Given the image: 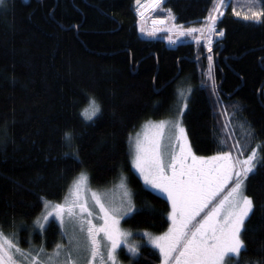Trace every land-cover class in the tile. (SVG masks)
<instances>
[{"label": "trees", "instance_id": "16d2710c", "mask_svg": "<svg viewBox=\"0 0 264 264\" xmlns=\"http://www.w3.org/2000/svg\"><path fill=\"white\" fill-rule=\"evenodd\" d=\"M144 1L6 0L0 6V223H32L42 201L61 202L85 170L96 190L127 178L136 210L122 221L125 228L165 231L169 204L132 170L128 137L142 121L167 115L179 87L191 89L183 124L197 156L219 150L218 107L229 114L238 109L229 125L234 139L242 119L254 133L249 148L264 146V22L225 8L217 21L225 34L208 52L210 79L203 44L174 36L170 46L166 34L139 33L136 11ZM212 7V0H161L154 13L165 19L171 10L175 20L166 21L167 31L172 23L200 27ZM91 98L101 111L84 122L80 112ZM68 130L72 148L63 140ZM246 194L255 205L243 234L246 248L228 264H264V167L249 176ZM54 226L43 235L54 238ZM148 250L142 251L154 252ZM151 258L156 261V252Z\"/></svg>", "mask_w": 264, "mask_h": 264}, {"label": "snow or ice", "instance_id": "6c2138e0", "mask_svg": "<svg viewBox=\"0 0 264 264\" xmlns=\"http://www.w3.org/2000/svg\"><path fill=\"white\" fill-rule=\"evenodd\" d=\"M136 3L140 5L141 0H136ZM212 3L213 7L200 27L185 29L183 25L172 23L167 31L177 36L199 33L194 38L198 43L203 38L211 53L213 35L223 37L225 34L223 30L217 31V21L224 15L221 9L231 6L230 0H212ZM152 4L159 7L161 0H152ZM257 4L260 5L258 10ZM0 6H6V0H0ZM168 11L169 16L158 23L175 20L171 10ZM233 13L241 16L235 7ZM140 15L143 17L142 13ZM242 18L264 22V0H249L248 11ZM140 30L144 31L143 28ZM149 35H155V32ZM169 41L175 43L171 36ZM207 59L211 79L212 55ZM190 92L191 89L177 90L179 106L174 119L149 121L146 128L154 132L151 135L146 132L143 138L140 134L135 137L132 166L144 184L164 194L171 205L167 214L170 221L167 231L145 235L152 248L158 250L159 264H228L229 259L239 257L246 248L243 234L255 208L253 198L246 194V181L258 166L264 167V156L260 155L264 146L249 148L254 133L242 119L237 125L241 136L233 139L236 132L229 125L231 117L238 112L233 106V113L229 114L227 109L222 113L228 120L221 129L223 135L219 140V150L211 156H197L183 124ZM100 111V105L93 98L81 115L91 121ZM165 130L169 133L168 144H162ZM74 139L71 130L64 132L63 140L67 147H73ZM65 155L79 158L75 152H66ZM88 180V174L81 171L71 181L63 202L44 200V211L33 222L34 230L42 234L49 218H54L62 230V241L67 238L66 243L58 242L49 253L43 244L33 247L29 242L30 247L25 251L18 241L0 229V264H97V261L99 264H117L116 253L122 244L133 255L139 254L138 246L128 244L131 233L120 227L121 219L135 211L127 178L123 175L119 178V187L124 189L119 204L92 190ZM86 193L91 194L92 205ZM94 207L99 208V219L103 221L100 224L93 223ZM101 234L106 241L104 244L101 243Z\"/></svg>", "mask_w": 264, "mask_h": 264}, {"label": "rangeland", "instance_id": "374dc122", "mask_svg": "<svg viewBox=\"0 0 264 264\" xmlns=\"http://www.w3.org/2000/svg\"><path fill=\"white\" fill-rule=\"evenodd\" d=\"M230 4H231V11L233 13V7H235L236 11H239L241 12V16L239 18H242L244 13H246L248 11V7H249V0H230ZM260 8V5L257 4L256 5V9L258 10ZM139 9V10H138ZM136 12H138V15H140L141 13L143 14V17H140L139 18V22H138V31L139 33L141 34H144V32H141V28L145 29V26L143 25L144 24V21L146 23H150V24H156L158 23V18L156 17V13H154V11H156L157 7H155L153 4H152V0H145L142 4V6L140 8H138ZM224 10L225 8H222L221 11H223L224 13ZM154 13V14H153ZM234 15V13H233ZM235 16V15H234ZM237 17V16H236ZM164 18V16L162 17ZM243 19V18H242ZM200 34H194L193 36H190V42H197V40L194 38V36H199ZM146 37H148V35H144ZM174 36H177V35H172L171 37H174ZM177 37H182V36H177ZM213 41L215 40V35H213L212 37ZM205 40L202 38L200 40V42L198 44H203V47L205 45ZM181 87L179 88H176V92H175V101L174 103L171 105V109H170V112L165 115V116H162L161 118L159 119H146L144 121H142L130 134H129V137H128V144H129V157H130V163H131V167H132V170L134 171V173L138 176V178L141 180V183L142 185L152 191L153 193L159 195L160 197L164 198L166 201H167V198L164 194L160 193L159 191H155L153 189H151L150 187L146 186L142 180V178L140 177L139 173L135 170V168L132 166V158H133V155H134V142H135V137L137 134H140V136L143 138L144 134L146 132H148L150 135L152 134V132H154V130H149L146 128V125L148 124L149 121H152V122H159L161 120H164V121H168V120H172L175 118L176 114H177V108H178V94H177V90L180 89ZM212 93V92H211ZM212 96L215 100L218 99L217 97V93L215 92V90L213 91L212 93ZM92 99V98H91ZM188 99H189V96H188ZM90 101V100H89ZM217 100H215V103H216ZM89 105V102L88 104L81 110L80 112V116L81 118L83 119L84 122H90L89 120H87L85 117H83L81 115L82 111L87 108ZM220 109V112L223 113V108H219ZM186 111V110H185ZM224 116V120L227 122L226 120V117L225 115ZM95 118V117H94ZM93 118V119H94ZM92 119V120H93ZM91 120V121H92ZM168 131L165 130V133H164V139L162 140V144H168ZM234 139V137H233ZM211 156V155H210ZM81 171H84L86 172L85 170H81ZM80 171V172H81ZM79 172V173H80ZM78 173V174H79ZM87 173V172H86ZM78 174L76 175V177L78 176ZM88 174V173H87ZM89 177V175H88ZM88 186L94 190V191H97L99 193H102L103 195H105L107 198L111 199L114 203L116 204H119L120 201L123 199V196H124V189L120 188L119 187V179L114 182V183H111V184H108L107 186H105L104 188H101V189H93L90 185V181L88 180ZM127 188H129L128 186V183H127ZM69 189V188H68ZM68 193V190L66 192V194ZM65 194V195H66ZM88 199H89V204L92 205L93 202L91 201L90 199V193H86L85 194ZM65 197V196H64ZM64 199V198H63ZM63 199L61 200V202L59 203H62L63 202ZM168 202V201H167ZM169 204V211L171 210V205L170 203L168 202ZM42 206H43V211H44V201H42ZM136 210V208H135ZM43 211L41 213H43ZM93 211L95 213V216L93 217V223H96V224H100L102 223L103 221L99 219V216H100V213H99V208L98 207H94L93 208ZM133 213V212H132ZM132 213H130L128 216H125L123 219H121L120 221V227L122 230L124 231H127V232H130L131 235L128 237V244L132 245L131 243L133 244H137L139 242H144L145 244H147L149 247L152 248V246L148 243V237L145 235V233H150L152 235H159L161 233H154V232H150V231H147V230H140V231H132V230H129L127 228H125L123 225H122V221L129 217L130 215H132ZM41 216V215H40ZM36 220V219H35ZM33 220V222L35 221ZM168 221V226L170 224V221L167 219ZM30 223V224H27V223H24V222H20L18 220H10V221H6V223H0V229L3 230L4 234L6 236H8L9 238H12L14 239L15 241H18L19 242V246L24 249L25 251H27L30 247V244L31 246L33 247H39L41 244H43L45 247H46V250L51 253L52 250L54 249L55 245L58 243V242H64L66 243L67 241V238L65 237L62 241V230L60 228V225H59V222L56 221L54 218H49V221L47 222L46 226H45V229L47 228L48 224L49 223H52L54 224L55 226V230H56V233L54 235V238H48L46 236L39 233L38 230H33L34 228V223ZM32 225V226H31ZM33 227V228H32ZM168 228V227H167ZM45 231V230H44ZM167 231V229L165 230ZM13 233H15V236H13ZM86 235V233H85ZM100 239H101V243L104 244L106 243V241L103 240V234H101L100 236ZM30 242V244H29ZM123 250V253L124 255L126 254H129L130 252L128 251V248L126 245L122 244L121 247L119 249H117V259H121L123 256L121 255L122 253H120V250ZM154 249V248H152ZM103 250V249H102ZM157 254H158V257H159V253H158V250L154 249ZM236 258V257H234ZM97 264H99V261H97ZM159 264V262L157 263Z\"/></svg>", "mask_w": 264, "mask_h": 264}, {"label": "flooded vegetation", "instance_id": "af4514ba", "mask_svg": "<svg viewBox=\"0 0 264 264\" xmlns=\"http://www.w3.org/2000/svg\"><path fill=\"white\" fill-rule=\"evenodd\" d=\"M131 244L139 247V249H140L139 254L133 255L132 253H129V254L124 255L123 250L121 249L120 253H122L121 255L123 257L121 259H117V264H138V263L139 264H157L159 262V257H158L157 252L154 249H152L151 247H149L147 244H145L144 242H139L137 244L131 243ZM143 249H146V250L149 249L151 251H154V252H151V253H155L156 252V254H157L156 261H154V259L152 260L150 252L149 253H144L142 251ZM147 259H149V260L151 259V261H149L148 263H145V261Z\"/></svg>", "mask_w": 264, "mask_h": 264}, {"label": "built area", "instance_id": "2783aa9c", "mask_svg": "<svg viewBox=\"0 0 264 264\" xmlns=\"http://www.w3.org/2000/svg\"><path fill=\"white\" fill-rule=\"evenodd\" d=\"M151 32H154V30H153L152 28L146 30V33H151ZM222 38H223V37H220V36L215 35V39H222ZM170 45H172L171 42H170ZM206 46H207V45H206Z\"/></svg>", "mask_w": 264, "mask_h": 264}, {"label": "bare ground", "instance_id": "6f19581e", "mask_svg": "<svg viewBox=\"0 0 264 264\" xmlns=\"http://www.w3.org/2000/svg\"><path fill=\"white\" fill-rule=\"evenodd\" d=\"M216 42V41H215Z\"/></svg>", "mask_w": 264, "mask_h": 264}]
</instances>
